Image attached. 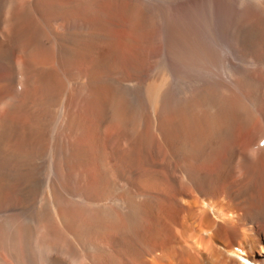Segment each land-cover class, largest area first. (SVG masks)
<instances>
[{
	"label": "bare ground",
	"instance_id": "1",
	"mask_svg": "<svg viewBox=\"0 0 264 264\" xmlns=\"http://www.w3.org/2000/svg\"><path fill=\"white\" fill-rule=\"evenodd\" d=\"M0 264H264V0H0Z\"/></svg>",
	"mask_w": 264,
	"mask_h": 264
},
{
	"label": "rangeland",
	"instance_id": "2",
	"mask_svg": "<svg viewBox=\"0 0 264 264\" xmlns=\"http://www.w3.org/2000/svg\"><path fill=\"white\" fill-rule=\"evenodd\" d=\"M206 233H207V231H206Z\"/></svg>",
	"mask_w": 264,
	"mask_h": 264
}]
</instances>
